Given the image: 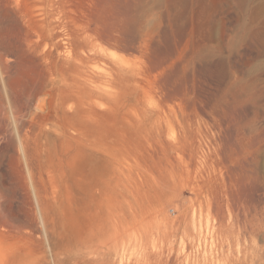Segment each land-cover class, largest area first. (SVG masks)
Listing matches in <instances>:
<instances>
[{
	"label": "rangeland",
	"instance_id": "rangeland-1",
	"mask_svg": "<svg viewBox=\"0 0 264 264\" xmlns=\"http://www.w3.org/2000/svg\"><path fill=\"white\" fill-rule=\"evenodd\" d=\"M259 7L0 0V264H264Z\"/></svg>",
	"mask_w": 264,
	"mask_h": 264
},
{
	"label": "bare ground",
	"instance_id": "bare-ground-1",
	"mask_svg": "<svg viewBox=\"0 0 264 264\" xmlns=\"http://www.w3.org/2000/svg\"><path fill=\"white\" fill-rule=\"evenodd\" d=\"M242 2H243V1H242ZM254 2H255V1H254ZM254 2H253V3H254ZM256 4H257V3H256ZM260 4H261V2H260ZM258 5H259V4H258ZM256 7H257V6H256ZM257 8H258V7H257ZM259 8H260V10H261V7H259ZM260 10H259V13H260ZM252 11H253V10H252ZM261 11H264V10H261ZM255 12H256V11H255ZM256 13H258V12H256ZM256 13H255V14H256ZM262 13H263V12H262ZM213 14H214V13H213ZM251 14H254V13H251ZM255 14H254V16H255ZM259 15H260V14H259ZM249 18H250V17H249ZM258 18H259V17H257V20H258ZM254 20H255V19H254ZM249 23H250V21H249ZM249 23H248V24H249ZM259 25H260V23H259ZM262 25H263V24H262ZM249 26L251 27V24H250ZM263 26H264V25H263ZM259 27H260V26H259ZM259 27H258V28H259ZM247 28H249V27H247ZM255 29H256V28H255ZM194 30H195V29H194ZM247 30H248V29H247ZM258 30H259V29H258ZM261 30H262V29H261ZM261 30H260V31H261ZM247 33H248V32H247ZM249 33H250V32H249ZM254 34H256V33H254ZM262 34H263V33H262ZM250 35H251V34H250ZM250 35H249V36H250ZM210 36H211V35H210ZM249 36H248V37H249ZM251 36H252V35H251ZM260 36H261V35H260ZM262 36H263V35H262ZM249 38H250V37H249ZM209 39H210V38H209ZM257 39H258V38H257ZM246 40H247V39H246ZM248 40H249V39H248ZM254 40H255V39H254ZM203 42H204V41H203ZM256 42H257V40H256ZM261 42H262V41H261ZM249 43H250V42H249ZM253 43H254V42H253ZM253 43H252V44H253ZM236 44H237V43H236ZM243 100H244V99H243ZM251 102H252V101H251ZM235 103H236V102H235Z\"/></svg>",
	"mask_w": 264,
	"mask_h": 264
}]
</instances>
